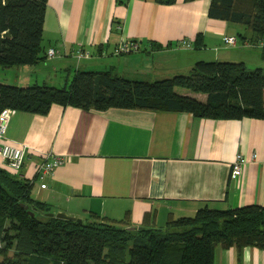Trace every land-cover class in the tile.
I'll return each mask as SVG.
<instances>
[{
	"label": "crops",
	"instance_id": "0c3cea01",
	"mask_svg": "<svg viewBox=\"0 0 264 264\" xmlns=\"http://www.w3.org/2000/svg\"><path fill=\"white\" fill-rule=\"evenodd\" d=\"M212 0H48L42 57L35 65L4 68L0 82L26 87L68 86L78 70L113 69L132 80L158 81L189 74L199 61L244 62L262 68L263 42L252 32L209 17ZM237 35L236 45L224 38ZM190 40L191 48L179 46ZM127 40L139 51L115 54ZM83 47L92 56L78 59ZM50 48L60 55L49 58ZM183 95H190L184 93ZM192 96V95H190ZM206 100L205 94L193 95ZM6 139L25 145L20 178L53 213L82 220L91 213L132 227L164 229L168 219L209 206H264V120L200 118L188 112L109 108L87 110L54 104L45 115L8 110ZM1 147V141H0ZM254 153L260 159L253 160ZM50 154L68 160L44 180L37 164ZM249 162L232 176L238 155ZM0 165L6 163L0 154ZM214 264H264V248L215 249Z\"/></svg>",
	"mask_w": 264,
	"mask_h": 264
},
{
	"label": "trees",
	"instance_id": "16d2710c",
	"mask_svg": "<svg viewBox=\"0 0 264 264\" xmlns=\"http://www.w3.org/2000/svg\"><path fill=\"white\" fill-rule=\"evenodd\" d=\"M47 4L0 0L1 67L32 66L46 58L42 40ZM209 17L245 26L263 42L264 57V0H212ZM177 88L205 94L206 100L180 94ZM54 104L264 120V70H249L244 62L199 61L189 74L153 82L128 79L113 69L78 70L61 88L0 82V114L17 110L45 115ZM32 189V181L0 165V264H214L218 246L240 253L248 246L264 248V206H205L192 216H171L158 229L132 227L126 218L97 213L82 222L51 217L52 208L35 199Z\"/></svg>",
	"mask_w": 264,
	"mask_h": 264
},
{
	"label": "built area",
	"instance_id": "2783aa9c",
	"mask_svg": "<svg viewBox=\"0 0 264 264\" xmlns=\"http://www.w3.org/2000/svg\"><path fill=\"white\" fill-rule=\"evenodd\" d=\"M224 42L227 45H236L238 42L237 35H228L224 38ZM180 47L191 48L192 43L190 40H182L179 43ZM141 45L138 41L127 40L120 43L115 48V54H125L139 51ZM74 55L80 60L83 58H90L92 54L83 47H78L73 51ZM61 51L57 48H50L48 50V57L53 58L57 55H60ZM8 110L0 114V154L3 157L8 170L13 174L20 175V171L24 166L25 160L28 155V148L25 145H16L11 144L6 139L7 128H8ZM253 160L260 159V154L254 153L252 156ZM68 158L64 155L59 154H50L46 158L37 164V177L41 180H44L48 176L54 174L57 167L63 165ZM249 160L245 155H238L236 160L232 165V176L240 177L244 172V168L248 164Z\"/></svg>",
	"mask_w": 264,
	"mask_h": 264
},
{
	"label": "rangeland",
	"instance_id": "374dc122",
	"mask_svg": "<svg viewBox=\"0 0 264 264\" xmlns=\"http://www.w3.org/2000/svg\"><path fill=\"white\" fill-rule=\"evenodd\" d=\"M233 25H235V24H233ZM236 27H238L241 31V33H248V32H251L249 29H247L245 26H243V25H235ZM255 69H257L256 67H254L253 69H251L250 67H249V70H255ZM177 90V92L178 93H180V94H184V93H186V94H190V95H197L196 93H194V92H192V91H190V90H188V89H185V88H177L176 89ZM49 264H52V263H49Z\"/></svg>",
	"mask_w": 264,
	"mask_h": 264
},
{
	"label": "water",
	"instance_id": "95a60500",
	"mask_svg": "<svg viewBox=\"0 0 264 264\" xmlns=\"http://www.w3.org/2000/svg\"><path fill=\"white\" fill-rule=\"evenodd\" d=\"M24 206V205H23ZM27 208V206H25ZM32 215H34L33 212H31ZM49 216L53 217L56 216L57 218H62V219H68V220H77L79 222H82V219L76 218V217H72L67 215L66 213L63 212H59V213H50L48 214Z\"/></svg>",
	"mask_w": 264,
	"mask_h": 264
}]
</instances>
